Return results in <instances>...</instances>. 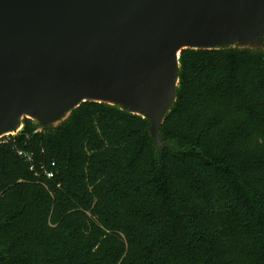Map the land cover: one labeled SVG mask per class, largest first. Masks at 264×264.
<instances>
[{"label":"trees","instance_id":"obj_1","mask_svg":"<svg viewBox=\"0 0 264 264\" xmlns=\"http://www.w3.org/2000/svg\"><path fill=\"white\" fill-rule=\"evenodd\" d=\"M179 63L160 154L148 117L90 100L0 138V264H264V47Z\"/></svg>","mask_w":264,"mask_h":264},{"label":"water","instance_id":"obj_2","mask_svg":"<svg viewBox=\"0 0 264 264\" xmlns=\"http://www.w3.org/2000/svg\"><path fill=\"white\" fill-rule=\"evenodd\" d=\"M228 46L264 47V0H0V138L90 100L148 117L160 154L181 51Z\"/></svg>","mask_w":264,"mask_h":264},{"label":"built area","instance_id":"obj_3","mask_svg":"<svg viewBox=\"0 0 264 264\" xmlns=\"http://www.w3.org/2000/svg\"><path fill=\"white\" fill-rule=\"evenodd\" d=\"M17 154L27 159L28 161H32V154L30 152L24 151L22 149L17 150ZM31 169H34V165L31 166ZM47 177H53V172H46Z\"/></svg>","mask_w":264,"mask_h":264},{"label":"bare ground","instance_id":"obj_4","mask_svg":"<svg viewBox=\"0 0 264 264\" xmlns=\"http://www.w3.org/2000/svg\"><path fill=\"white\" fill-rule=\"evenodd\" d=\"M179 52V49L177 50V53Z\"/></svg>","mask_w":264,"mask_h":264}]
</instances>
